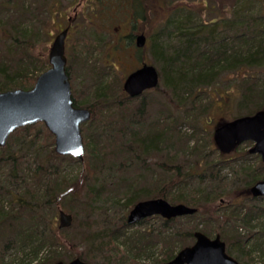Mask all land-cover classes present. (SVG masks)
I'll return each mask as SVG.
<instances>
[{"label":"trees","instance_id":"1","mask_svg":"<svg viewBox=\"0 0 264 264\" xmlns=\"http://www.w3.org/2000/svg\"><path fill=\"white\" fill-rule=\"evenodd\" d=\"M15 1L0 0V46L5 48L6 54L2 58L3 54H0V90L29 88L32 86L28 83L31 79L29 75L37 69L34 73L36 78L47 68L45 59H42L43 65L39 67L40 57L33 50L38 37L36 30L42 29V26L35 27L31 21L35 7L31 2L24 4L21 0ZM169 1L170 13L164 17L150 43L166 86L173 93L192 99L190 103L193 106L197 101L195 99L209 88L217 97L230 99L231 94L227 91L224 92L226 95L222 94L217 86L225 75L230 78V84H235L232 90L241 94L237 101L238 115L264 109V80L260 81V76H264V0H227L225 10L228 16L217 15L209 19H201L200 9H195L193 5ZM13 11H16L17 19L2 16ZM43 26L45 28V23ZM95 63L96 60L93 65ZM66 68L71 81L69 66ZM82 73V77H88L87 73ZM107 80L99 77L97 84L81 100L72 94L75 106L91 110V118L81 126L85 147L83 159L57 154L54 137L42 122L16 128L6 144L0 146V264H54L57 260H70L76 256L93 261L89 248L84 252L74 248L72 253L58 251L60 243L56 241L53 220L57 216L58 204L73 212V228L82 225L85 230H81V237L76 243L72 238L67 239L72 246L86 243L96 251L105 255L112 253L113 256L120 247V241L125 248L121 252L129 256L125 264H135L141 253L152 254L151 245L156 242L161 244L159 248L164 247V255L153 259V263L167 261L181 247L193 242L195 230L210 237L220 234L226 243V251L237 260L239 256L232 253L231 243L237 245L239 252L245 250L243 254H254L255 259L264 264V222H258L261 224L260 231L250 242L255 228L253 221L264 216V208L254 204L242 210L244 202L239 201L244 196L255 202L256 199H264V196L254 197L248 192L249 186L264 177L262 164L251 167L246 162L237 163L240 166L233 175L234 180L240 177L247 179L243 196L230 193L232 182L227 180L226 175H221L217 167V163L230 158L225 153L217 152L218 160L214 161L209 153L216 151L212 143L210 151L205 154L198 152L197 144L193 146L191 152H197L198 156L192 160L193 164L189 165L185 160L182 163L171 162L170 165L163 162V167L173 169L166 177L142 181L143 176L137 175L131 182L124 183L129 168L136 162H142L147 169L150 164L147 158L160 152L168 139L163 134L165 132L140 129L139 122L128 118V111H125L127 101L139 99L135 113H141L143 94L137 97L110 94L113 89ZM115 107L120 114L119 124L110 115L111 108ZM224 120L226 118L218 122ZM132 124L137 125L133 127ZM243 143L248 145L251 141ZM106 147L121 158L110 162ZM184 147L187 148L188 144ZM249 148L241 159L259 157L257 153H250ZM64 160L80 162L79 169L65 173L61 168ZM114 179L124 183L118 193L112 186ZM79 183L85 188L84 199L77 191ZM108 193L114 196L108 198L105 196ZM155 197L165 198L170 203H185L195 207L196 211L171 219L153 215L137 222L141 224L152 218L157 219L159 226L152 234L154 236L150 235L151 232L136 235L131 228L127 233V226L130 225L124 221L126 216L121 217V224H114L110 212L113 204L123 201L127 212L138 200ZM71 200L76 203L83 201L84 210L89 212L87 220L97 219L94 222H80L77 205ZM177 220H184L188 224L181 229L170 226V222ZM237 225L246 227L249 234H240ZM67 229L60 228V231L63 233ZM227 238L230 244L226 242ZM11 243L21 255L7 260L5 250ZM139 243L142 252L133 254L131 247ZM124 256L119 258L120 261L125 259Z\"/></svg>","mask_w":264,"mask_h":264},{"label":"rangeland","instance_id":"2","mask_svg":"<svg viewBox=\"0 0 264 264\" xmlns=\"http://www.w3.org/2000/svg\"><path fill=\"white\" fill-rule=\"evenodd\" d=\"M24 4H31L35 7L31 21L34 22L35 27L42 26L41 31L36 30L37 40L34 46V52L40 57V65H43L42 59H45L48 63V52L53 38L57 32L63 29V26L67 24L68 17H73L77 14L74 19L71 29L67 33L65 41V54L67 56V65L69 66V71L71 72V89L72 94H76L78 100H81L86 94H88L91 88L97 84V79L103 77L107 80V84L113 89L110 94H127L123 90V82L128 73H130L135 68L139 67L142 63L147 62L155 65L157 69L159 68V63L155 62L154 54L151 51V39L152 35L158 32L159 26L162 24L163 19L170 12L168 11L169 0H21ZM173 1V0H172ZM176 3H185L193 5L195 9L201 14V19H209L217 15L228 16L226 7L227 0H174ZM16 3L15 0H13ZM264 7V6H263ZM138 12H140L138 14ZM257 12V11H256ZM11 14V15H10ZM194 14H197L196 12ZM2 15V14H1ZM138 15V16H136ZM2 16H9L10 18H18L16 11L5 14ZM26 21V18L23 22ZM30 21V22H31ZM45 23V28H44ZM142 33L146 36V44L142 47H137L135 45V36ZM133 35V36H132ZM156 36V35H155ZM172 42V41H171ZM175 44V43H173ZM2 45V44H0ZM0 54L4 57L5 48L0 46ZM39 54V55H38ZM12 57V56H11ZM96 60L95 65L93 61ZM92 63V65H91ZM39 64V62H38ZM84 66L86 68L82 69ZM37 70V69H36ZM34 70L33 72L35 73ZM43 71V70H42ZM87 73L88 77H82ZM159 71V70H158ZM34 73H31L29 77V84L33 85L35 81ZM262 75V74H259ZM233 77V76H232ZM230 78L228 76H223L217 85L219 92L226 95L225 91L231 94V98L217 97L213 89L209 88L206 90L205 94H200L195 100V105L191 106V100L185 95L175 94L171 89L166 86L162 75L159 74V83L156 87L146 89L142 94L144 97L143 110L141 113H135L139 105V99L132 98V100L127 101L128 118L130 120H136L141 127L140 129H146L148 131H158L163 133L168 139L161 147V151L153 154L152 157L147 158L148 165L145 169L142 162L134 163L133 166L129 168L126 173V178L124 183H129L137 175H141L142 181L154 180L155 178L166 177L172 173L173 169H167L163 167V162L170 165L171 162L181 161L189 162L187 164H193L198 158L197 152L193 151V146L197 144L200 153L205 154L211 149L210 143L214 144L212 138L213 128L220 124L218 122L222 118L230 120L237 117L239 109L237 107V101L241 94H238L235 89V84H230ZM264 80V76H260V81ZM104 81V80H103ZM222 84V86H221ZM227 84H229L227 86ZM140 96V97H142ZM138 97V98H140ZM180 98V100H178ZM183 98V99H182ZM185 99V100H184ZM264 105V100L262 101ZM185 104V105H184ZM111 108L110 115H113L116 119L115 123L119 124L120 114L118 113V108ZM229 115V116H228ZM227 116V117H224ZM240 116V115H238ZM224 120V121H226ZM223 122V121H222ZM135 127L137 124H132ZM166 130V131H163ZM188 142V143H187ZM188 144V147L184 146ZM252 145L242 144L239 149L234 150L228 154L230 160H226L223 163H217L218 172L222 175L227 176V180L232 182V190L230 193L236 196H243L245 191V184L247 179L240 177L236 181L234 179V174L239 168V162H246L251 167H257V165L262 164L261 158L259 157H245L241 159V155ZM215 150L209 152L210 156L214 161L218 160L217 152L219 149L214 144ZM112 148V146H111ZM184 149V150H183ZM106 152H108V159L111 162L117 161L121 156L118 154L111 153L106 147ZM184 151V152H183ZM247 158V159H246ZM146 162V163H147ZM192 162V163H191ZM172 164V163H171ZM80 162L64 160L61 163V168L65 173L75 172L79 169ZM146 167V166H145ZM115 181V179H114ZM121 180H116L113 182L114 188L117 190L116 193L120 191L123 186ZM116 184V185H115ZM111 186V185H110ZM110 186L108 190L110 191ZM118 189H117V188ZM250 187V186H249ZM72 188V187H71ZM249 189V188H248ZM85 188L83 185H78L77 191L80 192L82 199H84ZM123 190V189H122ZM105 196H114L112 193H108ZM230 196V195H229ZM239 201L244 202L243 209L246 206L258 204L264 208V199H256V202L249 197H240ZM7 203L6 200H4ZM108 202H112L108 200ZM71 203L77 205V216L80 222L91 221L93 222L97 218H92L87 220L89 217V212L84 210L83 201L79 200L78 203L75 200H71ZM63 209L73 215V212L58 204L56 207L57 216L53 219L55 220V231L54 234L57 238V242L60 243L58 246L59 252H73L72 248L77 251L84 252L89 248L90 255L94 258L91 262L92 264H125L129 256H124L125 252H121L124 246L121 245L119 241V246L115 254L105 255V253L96 251L95 248L89 246V244L82 243L78 246H72V242L67 240L72 238L73 242L78 241V237H81V230L84 232L82 225L74 226V216L72 224L63 233L58 227V213L59 210ZM111 216L113 217L114 224L119 225L123 222L122 216H126L127 213L124 207L123 201L120 203L113 204L111 207ZM179 217V216H178ZM177 218V217H175ZM124 221L127 222V220ZM258 222H264V216L259 220L255 219L253 224L255 226L253 235H251L250 242L257 235V231L261 226ZM127 233L134 230L137 235L141 232L149 233L152 235L158 230V220L155 218L149 219L143 223H128ZM184 220L170 222V226H174L178 229L186 226ZM171 228V227H170ZM238 232L242 235L249 234V230L242 225L236 226ZM67 236V237H66ZM154 236V235H152ZM229 242L230 239H225ZM13 243V242H12ZM7 247L5 250L6 259L17 258L21 255L15 246ZM178 245L177 242H175ZM161 245V244H160ZM158 242L151 245L150 255L141 253V256L137 258L135 264H154L153 259L161 258L164 253V247L160 246ZM232 253L239 256L238 261L242 264H261L259 259H255L254 254L246 255L243 254L245 250L240 251L237 249V245L231 243ZM140 243L133 245L131 249L133 254L137 252H142V248L139 249ZM92 248V249H90ZM125 249V248H124ZM123 249V250H124ZM118 252V253H117ZM128 253V252H127ZM128 255H132L130 252ZM125 257L124 260L120 261V257ZM255 259V260H254ZM68 261V260H65Z\"/></svg>","mask_w":264,"mask_h":264},{"label":"water","instance_id":"3","mask_svg":"<svg viewBox=\"0 0 264 264\" xmlns=\"http://www.w3.org/2000/svg\"><path fill=\"white\" fill-rule=\"evenodd\" d=\"M68 28L57 32L48 52L49 66L41 71L29 88L14 87L0 90V146L18 127L42 122L54 137V150L59 155L83 159L85 147L81 125L91 118L88 107L75 106L71 82L67 73L65 39ZM146 36H135V45H145ZM159 83L155 65L144 62L128 73L123 89L130 97H137ZM213 142L222 153H230L245 141H251L250 153L259 154L264 170V109L244 114L217 124L212 131ZM251 196H264V177L248 189ZM195 207L185 203H170L162 197L138 200L127 213V222L160 215L171 219L192 214ZM73 215L63 209L58 213V227L72 224ZM194 241L181 247L174 256L156 264H242L226 251L220 234L210 237L200 230L193 231ZM54 264H92L76 256L68 261L57 260Z\"/></svg>","mask_w":264,"mask_h":264},{"label":"flooded vegetation","instance_id":"4","mask_svg":"<svg viewBox=\"0 0 264 264\" xmlns=\"http://www.w3.org/2000/svg\"><path fill=\"white\" fill-rule=\"evenodd\" d=\"M77 17V14L76 15H74L73 17H68V20H67V24L65 25V26H63V29L65 28V27H67L68 28V31L71 29V26H72V24H73V21H74V19ZM62 30V29H61Z\"/></svg>","mask_w":264,"mask_h":264}]
</instances>
